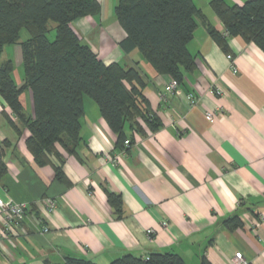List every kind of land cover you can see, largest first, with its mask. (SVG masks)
Instances as JSON below:
<instances>
[{"label": "crops", "instance_id": "crops-1", "mask_svg": "<svg viewBox=\"0 0 264 264\" xmlns=\"http://www.w3.org/2000/svg\"><path fill=\"white\" fill-rule=\"evenodd\" d=\"M97 1L99 13L72 20V28L104 63L139 72L149 116L159 124L152 131L140 117L137 130L126 122L129 142L117 143L96 103L84 95L74 150L57 143L62 162L51 156L38 165L26 147L29 131L0 96L6 165L0 198L27 209L7 234L0 210V264L62 263L67 256L108 264L124 254L144 258L165 251L184 264H201L202 257L234 264L235 252L246 264H264V50L230 35L223 51L208 33V26L223 30L209 0H193L205 16L196 19L187 45L195 67L184 72L181 95L167 93L169 75L157 73L138 50L119 46L125 32L113 17L117 0ZM19 37L0 52V63H12L17 86L24 81L20 42L29 34ZM187 93L197 99L190 107ZM19 100L32 117L31 91H22ZM45 198L55 201L52 210ZM235 215L241 225L227 227L225 220Z\"/></svg>", "mask_w": 264, "mask_h": 264}, {"label": "trees", "instance_id": "trees-1", "mask_svg": "<svg viewBox=\"0 0 264 264\" xmlns=\"http://www.w3.org/2000/svg\"><path fill=\"white\" fill-rule=\"evenodd\" d=\"M219 18L224 35L213 26L208 33L216 44L228 52L226 38L239 35L264 50V0H245L241 5L228 0H209ZM100 11L97 0H0V52L4 45L18 41L24 28L29 37L20 42L24 81L17 86L11 78L12 63H0V96L10 107L19 124L29 131L26 147L38 165L62 162L56 144L73 151L79 139L83 96H89L100 115L124 143L125 123L138 129L140 117L153 131L158 121L149 116L143 82L135 68L125 69L118 62L104 63L97 53L81 40L72 28V20L93 16ZM114 15L125 32L118 42L123 51L138 50L157 73L167 74L180 86L184 72L195 67L188 50L196 28V19L204 20L193 0H117ZM55 23V35L48 39L49 22ZM29 89L34 114L30 117L19 100ZM12 126L20 133L19 127ZM0 148V177L6 170ZM56 177H62L60 166ZM111 194L108 193V198ZM229 228L241 225L237 215L225 220ZM97 264L91 260L67 256L62 263ZM108 264H184L170 251L151 252L146 257L124 254ZM201 264H210L204 257Z\"/></svg>", "mask_w": 264, "mask_h": 264}, {"label": "built area", "instance_id": "built-area-1", "mask_svg": "<svg viewBox=\"0 0 264 264\" xmlns=\"http://www.w3.org/2000/svg\"><path fill=\"white\" fill-rule=\"evenodd\" d=\"M223 34L224 35L228 34L226 29L223 30ZM228 58L230 60H233L231 54H228ZM231 67H232V71L235 72L236 68L233 65V63H231ZM164 92L177 94V95L182 94V90H181L180 86L172 78L164 85ZM214 93L216 95H220L221 90L219 88H215ZM185 99L187 102V107L194 105L197 101V99L195 98V96L192 93L185 94ZM205 117L208 120H212V117H213L212 111H206ZM128 142H129V140H127V139L124 140V144H128ZM44 201L46 203L47 210H52L56 205L55 201L53 199L45 198ZM0 210H1V212L3 214V218H4L3 232H4V234H7L12 226L17 227L20 224V222L23 221V219L26 217V210L27 209L23 204H19L16 202L4 201L0 198ZM47 230H48L47 226L42 228V231H44V232ZM148 231H150V230H148ZM233 258H234V264H246V261L241 256V252H235Z\"/></svg>", "mask_w": 264, "mask_h": 264}, {"label": "rangeland", "instance_id": "rangeland-1", "mask_svg": "<svg viewBox=\"0 0 264 264\" xmlns=\"http://www.w3.org/2000/svg\"><path fill=\"white\" fill-rule=\"evenodd\" d=\"M113 17L115 18V15L113 14ZM54 25L55 23L53 21L49 22V31L47 33V37L48 39L52 40L54 38L55 35V30H54ZM25 36H28V32L26 29H21L20 31V39H23Z\"/></svg>", "mask_w": 264, "mask_h": 264}]
</instances>
